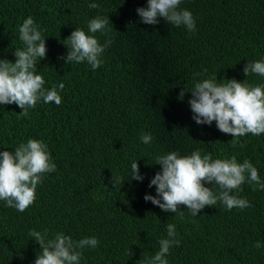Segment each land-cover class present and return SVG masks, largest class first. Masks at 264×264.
I'll use <instances>...</instances> for the list:
<instances>
[{
	"label": "trees",
	"instance_id": "trees-1",
	"mask_svg": "<svg viewBox=\"0 0 264 264\" xmlns=\"http://www.w3.org/2000/svg\"><path fill=\"white\" fill-rule=\"evenodd\" d=\"M91 2L0 0V59L15 61V48L24 47L19 26L31 16L47 46L37 72L45 88L65 85L60 105L41 100L28 117H19L15 103L0 104V151H14L29 138L43 140L57 166L24 212L0 200V264H34L40 246L30 229H46L49 238L57 232L74 240L97 237L98 246L83 249L80 264H143L158 251L169 223L181 243L170 249L168 264H264V190L245 182L239 196L252 206L243 210L217 202L192 216L180 205L183 220L144 199L156 195L149 187L160 171L155 160L169 151L248 159L264 182V134H246L239 138L243 147L233 146L231 134L215 121L195 123L190 91L178 99L182 88L215 76L221 83H264V76L243 73L247 62L264 58V0H182L180 7L195 18L193 33L163 18L143 23L136 9L147 0H95L99 9H90ZM96 15H108L113 29L95 34L101 44L112 38L102 65L65 64V39L76 27L87 32ZM195 73L201 75L194 79ZM142 132L151 134L150 144L140 140ZM135 160L141 181L129 178Z\"/></svg>",
	"mask_w": 264,
	"mask_h": 264
},
{
	"label": "clouds",
	"instance_id": "clouds-1",
	"mask_svg": "<svg viewBox=\"0 0 264 264\" xmlns=\"http://www.w3.org/2000/svg\"><path fill=\"white\" fill-rule=\"evenodd\" d=\"M181 3L182 0H147V6L138 7L136 12L145 24L155 25L158 18H163L169 24L183 26L193 33L196 30L195 18L190 10L180 7ZM88 7L99 9L101 6L93 0ZM110 24L108 15H96L87 22V32L76 27L65 39V64L86 62L92 70L100 67L102 55L112 43V38L101 44L95 34L112 31ZM19 39L24 47L15 48V61L0 59V104L15 103L21 109L19 117H28L29 110L41 100L45 104L60 105V90L65 85L60 82L45 88V79L37 72V63L46 57L47 46L45 36L31 16L20 24ZM243 73L245 77L249 74L264 76V58L247 62ZM199 75L201 73H195L194 79ZM226 81L221 83L215 76L194 82L191 89H181L178 99L182 100L185 91H190L188 104L195 123L211 125L215 121L222 133L231 134L233 146L243 147L240 137L264 134V83L251 84L246 79L241 82L234 78ZM152 139L150 133L142 132L140 135L144 144H150ZM155 163L160 165V171L151 178L149 187L155 186L156 195L145 194L144 199L164 212L179 213L181 220L184 213L178 210L180 205L186 206L192 216L217 202L222 203L226 210H243L252 206L246 198L239 196L245 182L254 185L253 190H264L258 169L248 159L242 163L235 156L213 159L211 153L196 149L189 155L169 151L158 155ZM56 168L43 140L29 138L14 151H0V200L6 207L24 212L35 202L37 186L45 174L55 172ZM130 168L129 178L141 181L143 176L137 160L131 162ZM114 182L122 184L123 181L116 177ZM166 233L167 236L158 241V251L150 257L145 256L143 264H168L170 249L179 246L181 241L177 238L175 224H167ZM28 235L40 246L34 264H80L83 249H95L99 244L95 236L74 240L62 232L49 238L46 229H30ZM254 247L261 248V242L256 241Z\"/></svg>",
	"mask_w": 264,
	"mask_h": 264
}]
</instances>
